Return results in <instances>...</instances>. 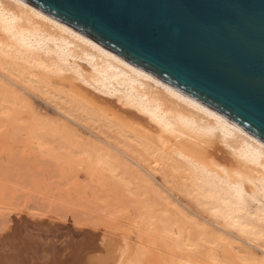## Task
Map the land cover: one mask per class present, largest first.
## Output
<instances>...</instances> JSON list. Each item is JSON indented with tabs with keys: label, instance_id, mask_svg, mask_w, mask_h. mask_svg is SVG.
Masks as SVG:
<instances>
[{
	"label": "bare ground",
	"instance_id": "obj_1",
	"mask_svg": "<svg viewBox=\"0 0 264 264\" xmlns=\"http://www.w3.org/2000/svg\"><path fill=\"white\" fill-rule=\"evenodd\" d=\"M3 79L11 82L9 87L15 84L28 93L35 90L53 103L54 110L65 119L109 146L105 150L96 147L99 144L88 147V143L86 147L84 140L82 143L76 140L74 132L71 139L76 138V149L74 144L71 146L76 155L86 152L87 158L83 154L89 163H101L112 173L132 170L133 166L122 163L116 153H111V147L113 152L129 157L134 163L135 194L139 197L145 194L146 202L163 204L169 211L159 214L165 221L159 239L187 253L182 252L174 261L161 260L155 254L144 253L141 244L132 249L128 238L102 232L94 222L80 223L77 219L70 228L62 224L67 223L68 216L20 208L2 212L0 264H193L196 249L188 247L194 237L203 238L209 230L196 225L200 219L194 215L203 222L202 212L191 208L187 201L182 203L184 208L178 207L175 201L178 198L172 193L175 189L207 211L215 219L212 224L236 237V243L240 240L259 248L260 262L264 264V246L254 242L264 240V140L206 102L27 0H0V81ZM32 120L35 122V118ZM55 125L58 130L59 125ZM39 129L33 132L35 136L47 130L41 133L44 128ZM53 131L49 134L57 136ZM38 135L36 139H41L42 135ZM112 138L114 143L110 142ZM130 142L141 147L142 152L131 156L118 146L128 148ZM137 170L143 177L136 176ZM157 175L162 188L152 183ZM166 184H172V188ZM3 203L0 202V207ZM188 218L195 219L196 224L187 221ZM226 245L225 248L216 245L219 249L208 246L207 258L212 264H257L239 245H233L232 241Z\"/></svg>",
	"mask_w": 264,
	"mask_h": 264
},
{
	"label": "water",
	"instance_id": "obj_2",
	"mask_svg": "<svg viewBox=\"0 0 264 264\" xmlns=\"http://www.w3.org/2000/svg\"><path fill=\"white\" fill-rule=\"evenodd\" d=\"M264 140V0H27Z\"/></svg>",
	"mask_w": 264,
	"mask_h": 264
},
{
	"label": "rangeland",
	"instance_id": "obj_3",
	"mask_svg": "<svg viewBox=\"0 0 264 264\" xmlns=\"http://www.w3.org/2000/svg\"><path fill=\"white\" fill-rule=\"evenodd\" d=\"M1 81L0 84L2 82L4 84H1L3 86H0V91L4 95H2L0 92V96H2L0 97V105H3L2 108L4 109V111L3 109H0L2 110V112L0 111V202H4L5 204L3 203V207H0V220L2 218V215L4 214L2 212H11V210L15 211L16 209L20 208L25 211H53L52 213L54 214L55 212H57L56 215L62 214L60 217L68 216L69 219L67 220V223L62 224L68 225V227L70 228L74 227V220H79L78 222L80 223L86 221L92 224V222H94L95 224H93L97 225L98 227H96L102 232L109 233L110 235L115 237L123 236L126 239L128 238L127 241L129 242L131 248L133 247L132 249L142 246L140 249L142 250V248H144V250L142 251H144V253L146 252L148 256H153L155 254L154 257L160 258L161 260L164 259L168 261H174L175 259H178L179 256H181L183 253H187L185 249H178L177 251V249H173L171 247L172 245L170 244V242L166 240L165 243H162V241L159 239V237L163 233V223L165 222L160 218L159 214L161 212V214H168L169 211L166 207L163 208V204H154L148 201L146 202L143 199L145 197V194H142V197H139L138 194H135L136 184L134 185V163L130 160L129 157H126L119 152H113L115 150L111 147V153H116L122 163L128 164L129 166L131 165V167L133 166L132 170H120L113 173L105 169L101 163H96L94 161V163L92 161L91 163H89L90 161H87L89 158L85 159V157H88L86 152H79L80 154L78 153L79 155H76V153L73 151L76 149L75 145L77 144V141H79V139V143L81 142V140H84L83 145L86 147L88 143V147H93L96 144H99L98 146L96 145V147L102 146V148L104 147L103 149L105 150L106 148L108 149L109 146H107L104 142H101V140H98L96 137H93V135H90L84 129L81 130L82 128L78 127L72 121L65 119V117L54 110L53 103L46 100L35 90L30 89L31 93L29 92V94L27 91H24V89L15 84H12V86H10L12 88L11 90V88L9 87V85H11V82L7 81V79H3V81ZM23 86L27 87L26 84H24ZM25 92L28 94H25ZM11 94L13 96L12 98L10 96ZM1 100H7L6 102L10 103H6L5 101ZM4 102L6 103V105L4 104ZM13 107L15 108L12 110ZM7 111H11L12 114L10 115L11 112L7 113ZM24 116L26 117V121H24ZM33 118H35V122L37 121V124L42 122V124L47 123L48 125L45 124L44 126H42L41 124V126H37L34 120H32ZM38 120L41 121L39 122ZM48 121L51 124L48 123ZM54 124L59 125L58 130L54 128ZM62 124L65 125V129H62L64 128V125L62 126ZM50 125L53 126L51 127ZM56 125L55 127H57ZM48 126H50L51 128ZM39 128L44 129H42L41 131V129ZM66 128H68V130ZM37 129H39L41 133L43 132V130H46V132H43L44 134L54 132V129L57 136H54V133L52 135L55 138L51 134H49L51 137L47 136L46 134L45 136L44 134H40V131L38 130L39 134L42 135V140L39 137L36 139L38 134H36V136L34 134L37 133ZM61 130L63 132H61ZM64 130H66L67 134ZM69 131L72 132L70 133ZM74 132L76 133L75 135H79V137L74 136ZM68 134L70 135L68 136ZM65 135H67L68 138ZM71 136L77 138H73L74 141L77 140L75 143H73V139H71ZM52 137L62 142L59 141V143L56 140L54 141ZM118 138L122 140L121 136H118ZM69 139L71 142L69 141ZM65 140L67 141L64 142ZM110 142L114 143L115 141L112 138L110 139ZM61 143L67 145L64 147L60 145ZM129 144L130 145L128 146V148H124L120 144L118 146L125 149L131 156L137 155L138 152L140 153V151L142 150L141 147L137 146L134 142H130ZM71 145H73L75 149L72 150L73 147ZM67 146H69L70 148ZM83 153H85L86 156ZM73 156L75 157L73 158ZM91 164L93 165V167ZM127 171H131L129 172L130 174ZM123 172L124 175H122ZM136 173L139 174L136 176H142L139 170H137ZM145 174L147 175V173ZM135 180H137V178ZM145 183L146 184L144 185H146L147 187L148 182ZM152 183L162 188L159 175L156 176V179H152ZM167 186L172 188V184H168ZM174 189L175 188H173V190ZM133 192L134 194H132ZM165 192L169 194L167 191ZM172 193L177 197L172 196L171 194L169 195L172 196L173 199L178 198V200H175L178 202V207H183L182 203H185L187 201L191 208H195L198 213L202 212V215L204 216V219L202 220L205 224L201 222V218L197 215H194V217L199 218L202 225L199 221L196 222L199 224H196L195 219L193 218H191V220L190 218H188L187 221H190V223H192L193 225L196 224L198 227H206L209 230L210 235H205V237L203 236V238L200 236L194 237V239L192 240V246L188 247L191 249H196V252H194L195 257L193 256L196 263L194 262L193 264H212L210 258H207V252H209L208 246L211 245L215 248L218 246L220 248L222 246V243L224 242V245L222 247L225 248L224 246L228 241H232L233 245L235 246L239 245L240 247H242V249L246 251V255L250 256L257 264H261L260 260L262 254L259 248L248 245L247 243L240 240L239 243L237 242V244V238L228 234L227 232L220 230L216 225L214 226V224L212 223L215 222V219L210 216L207 211H204L199 206H197L194 201L190 199V196L185 195L183 192H179L177 189H175ZM63 195L66 196L64 197ZM179 200L182 202H180ZM6 204L8 206H6ZM151 206L153 211L151 210ZM170 207H172L173 209H177L176 206L170 205ZM156 214L158 216H156ZM73 217L76 218L74 219ZM207 219H209V222ZM210 221L212 222L210 223ZM153 229L155 230V232ZM154 236L157 238H155ZM243 237L245 238L247 236ZM220 239L224 240L222 241ZM198 241L200 244L198 243ZM207 241L214 242V244L208 243ZM254 242L258 243V245L264 246V240L262 239L259 241L256 240ZM193 243L195 245H193ZM197 243L199 245H197ZM240 243L242 244V246L240 245ZM144 256L146 258L148 257L146 254ZM145 257L143 258L145 259ZM196 258H199L198 261L196 260Z\"/></svg>",
	"mask_w": 264,
	"mask_h": 264
}]
</instances>
